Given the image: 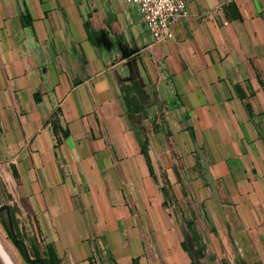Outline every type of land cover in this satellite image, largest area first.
Masks as SVG:
<instances>
[{
    "label": "crops",
    "instance_id": "crops-1",
    "mask_svg": "<svg viewBox=\"0 0 264 264\" xmlns=\"http://www.w3.org/2000/svg\"><path fill=\"white\" fill-rule=\"evenodd\" d=\"M174 32L128 0H0V167L62 264H190L194 218L264 264V0H190Z\"/></svg>",
    "mask_w": 264,
    "mask_h": 264
},
{
    "label": "rangeland",
    "instance_id": "rangeland-1",
    "mask_svg": "<svg viewBox=\"0 0 264 264\" xmlns=\"http://www.w3.org/2000/svg\"><path fill=\"white\" fill-rule=\"evenodd\" d=\"M18 195L19 188L15 185L13 172L4 168L2 165L0 167V206L8 205L10 207L13 229L17 238L22 240L24 245L20 243L21 247H19L16 244L10 230L6 210H0V243L11 256L14 264H39L38 261L33 263L30 262L29 258L36 259L39 256L44 257L49 242L39 229L37 220L33 217L29 204L23 203ZM182 226L184 230L182 248L186 254H188L191 261L190 264L194 263V257L189 251L186 242L187 233L192 235L196 254L200 257L201 261L211 260L212 262H215L214 260H218L219 264H236L234 263L235 257H240L246 262V264H253V261L249 259L248 252L245 251L243 246L241 250V245H233L231 246L232 248L229 250L225 249L221 253L211 249L208 250L204 238L207 239L206 233L208 230H211V226L204 219H183ZM259 264L263 263L260 262Z\"/></svg>",
    "mask_w": 264,
    "mask_h": 264
},
{
    "label": "built area",
    "instance_id": "built-area-1",
    "mask_svg": "<svg viewBox=\"0 0 264 264\" xmlns=\"http://www.w3.org/2000/svg\"><path fill=\"white\" fill-rule=\"evenodd\" d=\"M137 6L152 43L161 45L175 37L174 26L188 15L190 0H128Z\"/></svg>",
    "mask_w": 264,
    "mask_h": 264
},
{
    "label": "water",
    "instance_id": "water-1",
    "mask_svg": "<svg viewBox=\"0 0 264 264\" xmlns=\"http://www.w3.org/2000/svg\"><path fill=\"white\" fill-rule=\"evenodd\" d=\"M135 69H136L135 72L138 74V70H137V66L136 65H135ZM134 84L136 86V92L132 96H130V97L128 96L126 98L127 99V104H128L127 107H128V111H129V116H130L132 122H136V116L137 115L141 116V113L139 112L140 111V105L141 104L145 105L149 101L148 92L146 91V89L143 86V84H141V83H139L137 81H135ZM0 210H6L7 211L11 233H12V235H13V237H14L16 242L21 243V244L24 245L23 241L17 238V236L15 234V231L13 229V220H12L10 207L8 205H2V206H0ZM186 242H187L188 248L193 253H196V249L194 248L195 247V243H194L193 237H192V235L190 233L186 234ZM24 248H25V246H24ZM25 252H26V255H27L26 248H25ZM29 260L31 262L38 261L40 264H44L42 258H36V259L29 258ZM0 264H9L1 251H0Z\"/></svg>",
    "mask_w": 264,
    "mask_h": 264
},
{
    "label": "trees",
    "instance_id": "trees-1",
    "mask_svg": "<svg viewBox=\"0 0 264 264\" xmlns=\"http://www.w3.org/2000/svg\"><path fill=\"white\" fill-rule=\"evenodd\" d=\"M39 97V94H37V99ZM251 114H252V111H250ZM143 153L145 154L146 158H147V161L148 163L150 164L151 163V158H150V155L148 153V150H147V141L144 142L143 144ZM16 174V172H14ZM168 192L165 191V195H168L167 194ZM16 244L21 247V244L20 243H17ZM189 251L191 252V250L189 249ZM192 253V252H191ZM198 253L200 254V252L198 251ZM193 255V254H192ZM38 258H42L43 260V263L44 264H62V261L60 259V257L58 256V253L54 247L53 244L49 243L47 244V248H46V255L44 257H41L39 256ZM31 262V261H30ZM33 263V262H32ZM39 263V262H38ZM40 264V263H39ZM194 264V263H193Z\"/></svg>",
    "mask_w": 264,
    "mask_h": 264
},
{
    "label": "flooded vegetation",
    "instance_id": "flooded-vegetation-1",
    "mask_svg": "<svg viewBox=\"0 0 264 264\" xmlns=\"http://www.w3.org/2000/svg\"><path fill=\"white\" fill-rule=\"evenodd\" d=\"M136 88V87H135ZM135 90V89H134ZM130 94V96H132L133 94H134V91H132V92H129L128 93V95ZM140 107H141V105H140ZM194 240V239H193ZM192 252V251H191ZM192 254H193V257H194V264H219V263H217L216 262V260H214L215 262H212L211 260L210 261H201L200 260V257L196 254V253H193L192 252ZM235 263L236 264H246V262L243 260V259H241L240 261H235ZM229 264V263H228Z\"/></svg>",
    "mask_w": 264,
    "mask_h": 264
},
{
    "label": "bare ground",
    "instance_id": "bare-ground-1",
    "mask_svg": "<svg viewBox=\"0 0 264 264\" xmlns=\"http://www.w3.org/2000/svg\"><path fill=\"white\" fill-rule=\"evenodd\" d=\"M0 251L2 252V254L4 255V257L6 258V260L8 261L9 264H14L11 256L9 255V253L6 251V249L2 246V244L0 243Z\"/></svg>",
    "mask_w": 264,
    "mask_h": 264
}]
</instances>
